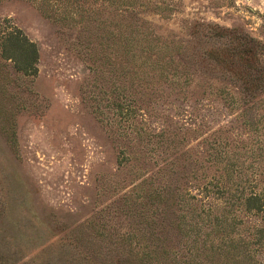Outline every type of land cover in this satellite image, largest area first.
I'll return each mask as SVG.
<instances>
[{"label": "rangeland", "instance_id": "obj_1", "mask_svg": "<svg viewBox=\"0 0 264 264\" xmlns=\"http://www.w3.org/2000/svg\"><path fill=\"white\" fill-rule=\"evenodd\" d=\"M1 19L38 71L0 58V264H188L200 208L264 185V0H0Z\"/></svg>", "mask_w": 264, "mask_h": 264}, {"label": "trees", "instance_id": "obj_2", "mask_svg": "<svg viewBox=\"0 0 264 264\" xmlns=\"http://www.w3.org/2000/svg\"><path fill=\"white\" fill-rule=\"evenodd\" d=\"M7 21L0 20V58L10 60L14 69L24 75H35L38 71L36 44ZM141 58L143 64L148 62L147 56ZM155 196L158 198L159 192ZM233 199L242 204V209L218 213L215 205L207 203L206 207L200 208L204 217L197 215L199 219L194 220L189 229L181 226L189 235L188 251L194 255L188 264H264L261 261V255L264 256V185L246 195L240 192ZM241 216L256 220L245 225ZM181 227L178 225L179 230ZM159 246L153 244L151 251L156 252ZM145 255L149 256V252Z\"/></svg>", "mask_w": 264, "mask_h": 264}]
</instances>
